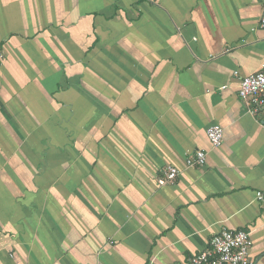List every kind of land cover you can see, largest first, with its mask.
I'll list each match as a JSON object with an SVG mask.
<instances>
[{
  "label": "crops",
  "instance_id": "obj_1",
  "mask_svg": "<svg viewBox=\"0 0 264 264\" xmlns=\"http://www.w3.org/2000/svg\"><path fill=\"white\" fill-rule=\"evenodd\" d=\"M263 19L264 0H0V264H189L223 230L264 264V120L238 96Z\"/></svg>",
  "mask_w": 264,
  "mask_h": 264
},
{
  "label": "built area",
  "instance_id": "obj_2",
  "mask_svg": "<svg viewBox=\"0 0 264 264\" xmlns=\"http://www.w3.org/2000/svg\"><path fill=\"white\" fill-rule=\"evenodd\" d=\"M264 23V19L262 20ZM238 96L245 104L246 111L252 116H258L264 120V62L259 71L244 76L240 79ZM206 136L212 146H219L223 140V128L212 125L207 128ZM206 161L204 151L197 150L193 157L186 159L189 166H202ZM178 170L168 166L161 178L160 185L170 184L175 181ZM262 194L259 198L262 199ZM250 233L244 230H223L213 236L208 247L195 255L189 264H250L248 257L251 248Z\"/></svg>",
  "mask_w": 264,
  "mask_h": 264
}]
</instances>
